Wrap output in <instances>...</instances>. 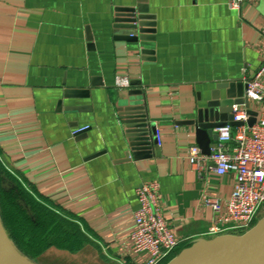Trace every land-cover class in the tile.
Segmentation results:
<instances>
[{"label": "crops", "instance_id": "obj_1", "mask_svg": "<svg viewBox=\"0 0 264 264\" xmlns=\"http://www.w3.org/2000/svg\"><path fill=\"white\" fill-rule=\"evenodd\" d=\"M141 1L0 0V161L85 236L75 252L44 253L64 263L146 264L131 244L143 184H159L162 212L186 243L212 225L204 198L226 201L236 186L233 174L191 164L189 149L199 144L190 122L218 87L260 71L264 0L239 12L230 0H146L155 41L117 40V10ZM116 77L131 86L118 89ZM220 95L228 100L226 89ZM132 98L157 129L143 158L120 117ZM82 127L87 135L74 136Z\"/></svg>", "mask_w": 264, "mask_h": 264}, {"label": "built area", "instance_id": "obj_2", "mask_svg": "<svg viewBox=\"0 0 264 264\" xmlns=\"http://www.w3.org/2000/svg\"><path fill=\"white\" fill-rule=\"evenodd\" d=\"M249 0H230V8L240 11ZM264 37V29L262 30ZM264 64L253 78H244L248 85L245 97L250 100L246 104L233 106L234 122L244 123L241 128L227 124L218 129L219 141L212 147L209 155H203L199 146L189 149L192 165L204 168L205 173L225 177L233 174L236 186L230 199L224 201L219 197L207 195L204 205L212 209L214 218L207 234L191 238L194 240L215 239L227 235L243 236L256 226L264 215ZM118 89L131 86L129 77H116ZM249 110L258 113L257 123L248 125L251 116ZM90 127L77 128L73 135L77 136ZM160 186L150 182L139 186L136 196L140 204L134 213L135 230L131 236L132 252L139 256H147L146 264H162L175 251L186 244L173 233L172 227L165 218L159 200ZM189 244V245H190Z\"/></svg>", "mask_w": 264, "mask_h": 264}, {"label": "water", "instance_id": "obj_3", "mask_svg": "<svg viewBox=\"0 0 264 264\" xmlns=\"http://www.w3.org/2000/svg\"><path fill=\"white\" fill-rule=\"evenodd\" d=\"M114 26L117 31L116 39L119 41L135 44L155 41L157 25L155 16L149 12L146 0L141 1L136 8L118 9ZM223 89L228 91L226 102H222L220 95ZM247 89L248 85L244 82L223 84L212 94V100L205 110H201L196 120L190 122L196 129V138L203 155H209L212 144L219 141L218 129L224 128L227 124L234 128L243 127L244 123L234 122L232 113L234 105L246 104L249 107L250 100L245 97ZM234 92L236 96L232 95ZM136 95L140 96L141 93H131V96ZM131 100L132 103L121 108L120 117L135 158H143L144 155L138 153H149L153 146L157 145L155 139L157 129L156 125L149 124L144 107L135 102L134 98ZM249 115L251 119L248 125L252 127L257 123L258 113L249 110ZM88 132L85 131L79 136H85ZM100 155L101 153L93 155L92 158ZM0 264H32L14 246L1 216ZM168 264H264V218L243 236L227 235L208 240L196 239Z\"/></svg>", "mask_w": 264, "mask_h": 264}, {"label": "trees", "instance_id": "obj_4", "mask_svg": "<svg viewBox=\"0 0 264 264\" xmlns=\"http://www.w3.org/2000/svg\"><path fill=\"white\" fill-rule=\"evenodd\" d=\"M8 213L10 215L15 213L19 214L29 227H38V235L42 240V246L45 250L57 246L62 249L66 248L70 252H75L86 241L85 236L82 239L79 238L76 226L68 225L56 210L53 211L44 206L38 199L33 188L26 187L22 180L12 175L5 164L0 161V214L4 219L9 237L18 242L17 237H15V227L20 223L14 225ZM189 244L186 243L180 246L162 264H168L171 259L178 255L180 250L189 247ZM20 248L26 251L23 247L20 246Z\"/></svg>", "mask_w": 264, "mask_h": 264}, {"label": "rangeland", "instance_id": "obj_5", "mask_svg": "<svg viewBox=\"0 0 264 264\" xmlns=\"http://www.w3.org/2000/svg\"><path fill=\"white\" fill-rule=\"evenodd\" d=\"M0 216H1V214H0ZM8 216L14 225H16L17 223H20L18 226L15 227V237H17L18 242H16L13 238H11V237L10 238H11L14 246L16 247V249L23 256H25L32 264H68L66 262L65 263L61 262L60 261L61 258H58V257L55 258L52 255H45L44 254L48 249L45 250L42 246V240L40 239V236L38 235V233H39L38 227L33 228V227L27 226L26 223L24 222V219L21 218V216L17 213L11 214V215H10V213H8ZM1 218H2V216H1ZM261 218L263 219L264 215H262ZM261 218H260V220H261ZM2 220L4 223L3 218H2ZM4 226H5V224H4ZM5 229H6V227H5ZM6 231H7V229H6ZM7 234H8V232H7ZM8 236H9V234H8ZM20 246L23 247L24 249H26V251H23L20 248ZM181 251L182 250H180L178 255L181 253ZM69 264H73V263H69Z\"/></svg>", "mask_w": 264, "mask_h": 264}]
</instances>
